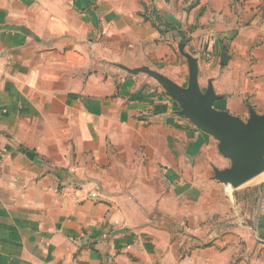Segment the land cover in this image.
<instances>
[{"label": "crops", "instance_id": "crops-1", "mask_svg": "<svg viewBox=\"0 0 264 264\" xmlns=\"http://www.w3.org/2000/svg\"><path fill=\"white\" fill-rule=\"evenodd\" d=\"M157 6L0 0V264H264V179L234 189L209 178L238 203L239 226L183 254L172 218L182 190L197 186L199 143L212 139L166 91L144 84L148 74L126 69L177 82L158 66L173 43L183 56L184 43L202 90L211 82L221 96L218 109L243 119L249 106L264 113V0ZM210 165L230 160L218 150ZM247 197L252 226L241 212Z\"/></svg>", "mask_w": 264, "mask_h": 264}, {"label": "water", "instance_id": "water-1", "mask_svg": "<svg viewBox=\"0 0 264 264\" xmlns=\"http://www.w3.org/2000/svg\"><path fill=\"white\" fill-rule=\"evenodd\" d=\"M164 1L168 3L171 0ZM179 51L188 61L187 86L149 67L126 69L134 74L146 73L153 77L178 103L180 115L218 141L219 152L231 164L224 169L215 167L214 179L231 188H239L264 172V113H258L249 106V117L243 119L215 107V101L221 96L215 92L211 82L205 91L202 90L197 58L185 51L184 43L179 44Z\"/></svg>", "mask_w": 264, "mask_h": 264}, {"label": "rangeland", "instance_id": "rangeland-1", "mask_svg": "<svg viewBox=\"0 0 264 264\" xmlns=\"http://www.w3.org/2000/svg\"><path fill=\"white\" fill-rule=\"evenodd\" d=\"M161 2V1H160ZM153 3L156 7L157 0H153ZM151 5V3H150ZM166 10L164 13H167ZM163 13V12H162ZM184 15V13H183ZM187 60L181 56L177 49V43L172 44V51L167 53L166 57L163 59L162 65L158 66L160 70L171 72L176 76L178 84L187 86L189 71L187 66ZM146 80L150 81L147 84L148 88H157L159 91H165L162 85H160L154 78L145 76ZM206 82V81H205ZM202 82V88L204 89L206 84ZM143 83V82H142ZM139 83V85H142ZM222 103H215V106L220 107ZM178 110L180 107L176 104H173ZM188 125L195 127L199 133L208 137L207 133L198 129L189 119H186ZM211 142L204 145V141L200 142L198 145V152L203 147L200 155L196 158V163L199 168H202V171L198 173L197 176V186L187 187L181 192V205L177 217L172 218L176 229L179 230L180 243L183 245L182 252L185 255L193 254V250L198 249L197 251L202 253L206 246H209V237L214 233V237L222 233L223 229H234L239 226L238 224V203L231 204L227 203L226 198L230 196V199H234L231 194H224L220 187H211L209 184V178L214 177V170L210 165V156L214 153H218V141L210 135ZM206 141V140H205ZM231 164V162H230ZM230 166V165H229ZM193 176V173H192ZM261 179H264V172L252 179L248 183L244 184L241 187H246L256 182H260ZM259 185V184H257ZM260 186V185H259ZM257 186V187H259ZM263 186V185H262ZM238 189V188H236ZM262 195V196H261ZM261 197L263 202L264 189L261 190V194L258 195ZM246 202H240L241 212H247L244 216L248 226L253 225V210L254 203L250 202L248 197L245 199ZM234 201V200H233ZM170 217L167 214L160 213V222L164 225H169L171 222ZM211 241V240H210ZM192 264V263H190Z\"/></svg>", "mask_w": 264, "mask_h": 264}, {"label": "trees", "instance_id": "trees-1", "mask_svg": "<svg viewBox=\"0 0 264 264\" xmlns=\"http://www.w3.org/2000/svg\"><path fill=\"white\" fill-rule=\"evenodd\" d=\"M153 14H155L156 20L160 19V25H165L166 28H174L172 23H168L164 20L163 16L161 15V13L159 11H155ZM183 36V34H182ZM184 38V37H183ZM184 40H186V38H184ZM166 95H168V93H166Z\"/></svg>", "mask_w": 264, "mask_h": 264}, {"label": "built area", "instance_id": "built-area-1", "mask_svg": "<svg viewBox=\"0 0 264 264\" xmlns=\"http://www.w3.org/2000/svg\"><path fill=\"white\" fill-rule=\"evenodd\" d=\"M169 96V95H168ZM169 98L173 101V103H170L171 105H173V104H176V105H178V103L175 101V100H173L170 96H169ZM179 106V105H178ZM180 110V109H179ZM97 196V194L96 193H92V194H90V197L91 198H95Z\"/></svg>", "mask_w": 264, "mask_h": 264}]
</instances>
